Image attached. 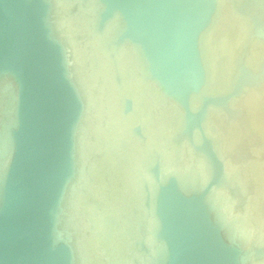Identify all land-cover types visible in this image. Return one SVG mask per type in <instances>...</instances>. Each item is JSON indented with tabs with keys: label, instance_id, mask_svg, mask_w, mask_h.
I'll use <instances>...</instances> for the list:
<instances>
[{
	"label": "water",
	"instance_id": "obj_1",
	"mask_svg": "<svg viewBox=\"0 0 264 264\" xmlns=\"http://www.w3.org/2000/svg\"><path fill=\"white\" fill-rule=\"evenodd\" d=\"M0 264H264V0H0Z\"/></svg>",
	"mask_w": 264,
	"mask_h": 264
}]
</instances>
